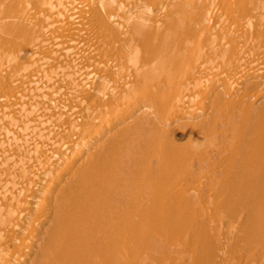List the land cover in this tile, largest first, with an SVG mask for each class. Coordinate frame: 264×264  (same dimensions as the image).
<instances>
[{
	"label": "bare ground",
	"instance_id": "1",
	"mask_svg": "<svg viewBox=\"0 0 264 264\" xmlns=\"http://www.w3.org/2000/svg\"><path fill=\"white\" fill-rule=\"evenodd\" d=\"M0 264H264V0H0Z\"/></svg>",
	"mask_w": 264,
	"mask_h": 264
}]
</instances>
